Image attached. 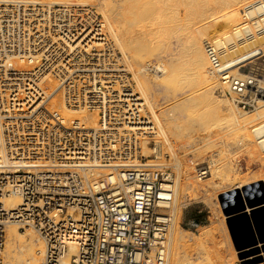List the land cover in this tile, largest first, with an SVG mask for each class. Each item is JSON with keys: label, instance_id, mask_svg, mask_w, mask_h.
Returning a JSON list of instances; mask_svg holds the SVG:
<instances>
[{"label": "built area", "instance_id": "2783aa9c", "mask_svg": "<svg viewBox=\"0 0 264 264\" xmlns=\"http://www.w3.org/2000/svg\"><path fill=\"white\" fill-rule=\"evenodd\" d=\"M25 18L20 6L0 9V264L11 225L41 239L40 264H169L176 174L157 154L165 144L163 158H170L172 141L124 54L111 44L104 62L111 74L103 75L88 53L62 57L52 36L42 50L25 45ZM31 49L45 54L33 70ZM209 49L210 73L245 99L237 102L243 109H254L257 79L233 76ZM51 76L54 95L45 88ZM57 94L69 108L96 114L97 123L49 107ZM195 169L199 180L210 175L206 162ZM13 196L21 203L10 208L4 201Z\"/></svg>", "mask_w": 264, "mask_h": 264}, {"label": "bare ground", "instance_id": "6f19581e", "mask_svg": "<svg viewBox=\"0 0 264 264\" xmlns=\"http://www.w3.org/2000/svg\"><path fill=\"white\" fill-rule=\"evenodd\" d=\"M12 5L22 7L25 12L30 35L25 43L27 46L32 44L42 50V43L52 36V43L57 46L52 48L62 57L69 58L77 51L88 53L101 63L103 68L95 72L103 75L111 74L108 73L111 69L104 63L109 46L112 44L124 54L131 74L137 80V91L147 106L153 109V116L165 133L166 140L175 144L172 146L169 143L173 148L169 162L163 158L165 144L159 147L157 154L161 165L173 168L177 174L173 202L175 222L168 239L169 264L192 263L188 244L193 242L210 261V245L218 244V231L225 234L235 257L237 252L226 226V216L215 197L222 189L224 194L264 183V86L257 85L262 105L255 113L235 107L241 98L234 93L229 94L221 77L210 73L209 47L215 48L220 65L229 69L230 74L241 79L247 77L237 71L238 67L254 57L264 56V0H0V9L4 7L7 11ZM258 6L262 7V13H259ZM217 25L221 32L217 37L210 38V29ZM160 45L168 50L169 58L167 62L152 64L151 56L158 53ZM184 56L189 59L188 66L195 71L194 76L201 81L202 88L170 96L173 82L181 72L183 61L180 62V59ZM42 57H45L43 52L31 49L30 58L34 62L27 68L33 70L40 66ZM158 73L161 77L153 79ZM54 85L51 76L45 83L47 94H55ZM217 90H221L222 94H218ZM160 99L172 101L169 108L160 110L161 115L156 110ZM49 107L58 109L67 118L83 117L90 126L98 120L96 114L66 106L61 94L52 98ZM232 129L239 130L240 134L217 142L221 148L211 164L209 160L200 162L203 149L200 151L197 145L201 142L206 146L215 133ZM232 148L240 155L247 154L249 165L259 167L257 176L241 177V160L236 156L235 164L231 158ZM179 150H186L184 153L189 150L192 157L184 160L179 156ZM149 153L145 147L144 154ZM205 162L209 165L210 175L199 180L194 174L195 168ZM189 197L192 198L188 200ZM191 200L207 205L212 201L216 206L211 223L199 227L198 233L179 226L182 207L190 204L186 201ZM4 202L10 208L21 203L16 196L8 197ZM262 206L247 208L245 212L250 214ZM256 247L260 248V253L247 260L264 257V243ZM43 249V243L34 231L24 234L17 225L7 228L5 264H40ZM66 264H71L69 259Z\"/></svg>", "mask_w": 264, "mask_h": 264}, {"label": "rangeland", "instance_id": "374dc122", "mask_svg": "<svg viewBox=\"0 0 264 264\" xmlns=\"http://www.w3.org/2000/svg\"><path fill=\"white\" fill-rule=\"evenodd\" d=\"M181 8L184 11V7H181ZM216 27H213L210 29V34H209L210 38L217 37L218 33L221 32V28L219 26L217 28ZM215 30L217 31V33ZM160 46L161 47H159L158 53L155 52L154 53L155 55L151 56V63L152 64L167 62V59L169 58L168 53H167L168 50H165L163 45H160ZM173 49H176L174 47V45H173ZM186 58L184 56V59H180V62L183 61V63H184V61H186V63H184V64H187V65H184L182 63V65L180 67L181 72H179L180 75L173 82L172 91L169 93L170 96H171V94H174V93L175 94H181V93L186 92V94H188L189 92H192V91H199L202 88L201 81L196 76H194L195 71L191 69V66H188V65H190V62H189V59L187 58V60H186ZM252 59L248 60L247 64L245 63L243 66L240 65L241 67L239 66L237 71L240 70V73H242L243 75L255 77L257 79V83H258L257 85L262 87V86H264V56H262L260 58L254 57ZM222 61H223V59H222ZM188 62H189V64H188ZM234 74L239 76L238 73H234ZM156 77L158 79L159 77H161V74L158 73L157 75H155L152 78L156 79ZM217 91H218L217 92L218 94H222L221 90H217ZM259 99H260V95H258L256 100H255L256 106L254 109L253 108L243 109L237 103H235L236 105L235 104L234 105H235V107H237L238 109H241L242 111H248L250 113H255L257 111V109H259V107L262 105V102H259ZM167 101L164 102V100L160 99V105H157L158 108L156 109L157 112L159 110L158 114L161 113L160 110L165 109V108H169L171 106L169 104L172 103V101H168V103H167ZM148 108L154 115L153 109H151L150 106ZM237 134H240V132H239V130H236V129H232L229 132H228V130H224L222 132L215 133L213 138L210 140V142L209 143L207 142L208 144H206V146H204L205 143L200 142L199 145H197L199 150L203 149V153L201 152L202 155H201V158L199 159L200 162L201 161L203 162L204 160H207V161L209 160V163L211 164V162L213 160L212 158H215L216 153L221 148V145H217V142L219 140L223 141L227 138L229 139L231 136H235ZM262 134H264V129H263ZM200 147H202V148H200ZM200 151H202V150H200ZM231 151H233V148L231 149ZM236 151H237L236 149H234V151H233L235 157H233L234 155H233V153H231L232 154L231 158L234 161L237 158L236 156H238V160L239 159L241 160V163H240L241 177L250 178L252 176H257V171H258L259 167L257 165H254V164L249 165L248 164L249 156L247 154L240 155L239 152L237 151V153H236ZM178 152H179V156L182 157L186 161L192 157L189 150H188L189 154H188V152L184 153V152H186V150H184V152H183V150H179ZM212 154H214V155H212ZM164 159L166 162H169L171 160V157L170 158H164ZM199 160H198V162H199ZM187 163H189V162H187ZM235 164H236V162H235ZM172 170H173V172H175V170L173 168H172ZM193 171H195V169ZM194 174L196 175V172H194ZM176 177H177V174H176ZM222 190H224V189H222ZM222 190L215 197L216 198L215 200H217L218 202H219V196L221 194H223V192H224ZM191 198L192 197H189L188 200H190ZM186 202H189L190 204H188V205L186 204L187 206L185 205V207H182L181 220H180L179 226L182 229H186L190 232L198 233L200 231L199 227H201L203 225H196L195 222H192L193 218H195L196 214H202V215H204L205 221L207 222V224L204 226L209 225L211 223L210 218L211 217L213 218L216 214V206L214 205V203L212 201H211V203L209 202V205L204 204V203H198L194 200L186 201ZM220 207H221V205H220ZM226 226L228 228L227 222H226ZM228 231H229V228H228ZM229 235L231 237L230 231H229ZM216 238H217L216 241H218V244L212 243L210 245V248H211L210 261L208 259H205V256L202 255L201 251L194 246V242L189 243L188 246L191 249L192 259H193L192 260L193 262L190 264H241V262L238 258V254H236V256L233 257L231 246L229 245L228 240L225 237V234L222 231H218L216 233ZM231 240H232V237H231ZM232 243H233V241H232ZM233 248L235 249L234 243H233Z\"/></svg>", "mask_w": 264, "mask_h": 264}, {"label": "water", "instance_id": "95a60500", "mask_svg": "<svg viewBox=\"0 0 264 264\" xmlns=\"http://www.w3.org/2000/svg\"><path fill=\"white\" fill-rule=\"evenodd\" d=\"M258 11L262 13L261 6H258ZM219 202L241 264L263 263L264 257L254 260L247 258L260 253V248L256 246L264 243V206L252 210L250 214L245 211L264 205V183L224 193L219 196Z\"/></svg>", "mask_w": 264, "mask_h": 264}, {"label": "trees", "instance_id": "16d2710c", "mask_svg": "<svg viewBox=\"0 0 264 264\" xmlns=\"http://www.w3.org/2000/svg\"><path fill=\"white\" fill-rule=\"evenodd\" d=\"M192 222L198 223V225H206L205 217L202 214H196L195 218H193Z\"/></svg>", "mask_w": 264, "mask_h": 264}, {"label": "crops", "instance_id": "0c3cea01", "mask_svg": "<svg viewBox=\"0 0 264 264\" xmlns=\"http://www.w3.org/2000/svg\"><path fill=\"white\" fill-rule=\"evenodd\" d=\"M261 264H264V263H261Z\"/></svg>", "mask_w": 264, "mask_h": 264}]
</instances>
